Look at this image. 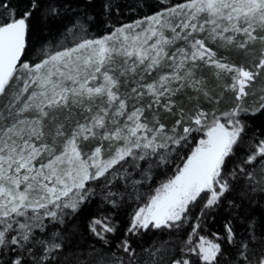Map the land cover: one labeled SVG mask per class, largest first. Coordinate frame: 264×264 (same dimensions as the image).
Segmentation results:
<instances>
[{
	"label": "snow or ice",
	"instance_id": "1",
	"mask_svg": "<svg viewBox=\"0 0 264 264\" xmlns=\"http://www.w3.org/2000/svg\"><path fill=\"white\" fill-rule=\"evenodd\" d=\"M0 8L5 9L0 13V96L14 80L21 79L18 73L24 74L23 87L0 109V245L17 246L31 254L33 249L27 245L33 241V229L43 231L45 217L62 222L65 209L75 211L89 194L86 182L105 177L114 166L127 163V157L138 166L137 161L168 149L170 144L180 145L193 132L202 131L203 138L176 174L135 212L128 232L150 225L170 226L169 222L180 221L202 194L207 195L205 208H209L230 190L228 181L222 179L223 165L244 131L236 117L249 111L243 107L249 94L246 88L264 70V48L253 71L218 59L207 41L242 50L257 41L264 44V0H182L101 38L87 39L73 32L74 46L54 53L45 47V58L35 64L22 62V56L27 47L28 21L33 10H39V0H31L28 10L19 16L3 0ZM56 11L49 10L53 14ZM202 15L206 17L203 21ZM201 33L207 35L198 38ZM238 36L244 39L238 42ZM178 41L183 46L175 47ZM201 64L214 68L217 79L222 74L231 78L232 83L224 88L235 94L238 103L221 116L214 115L210 123L207 114L197 110L188 117L195 127L185 126L183 135L169 136L159 119L161 108L175 114L174 97L187 89L212 98L205 79L196 75ZM153 73L156 75L151 82H145ZM122 79L124 86L129 82L135 86L122 93ZM25 93L28 95L22 99ZM146 98L149 102L143 106ZM149 110L153 111L151 120L144 115ZM179 115L177 126L185 116L183 107ZM175 130L174 126L173 133ZM90 142L95 145L85 151ZM258 157L264 172V140L246 163ZM248 175L252 178V173ZM96 225L104 232L114 231L101 220H93L91 230L101 239L103 234L97 232ZM225 230L232 242L231 225L226 224ZM57 235L53 234L51 242L39 240L36 244L44 247L46 255L60 250ZM123 247L129 250L127 241ZM196 249L201 261L215 264L221 245L201 236L191 251ZM245 249L243 245L241 256L246 259ZM14 264L23 262L17 259ZM259 264H264V257Z\"/></svg>",
	"mask_w": 264,
	"mask_h": 264
},
{
	"label": "trees",
	"instance_id": "2",
	"mask_svg": "<svg viewBox=\"0 0 264 264\" xmlns=\"http://www.w3.org/2000/svg\"><path fill=\"white\" fill-rule=\"evenodd\" d=\"M179 2L182 0H39V10H33L28 21L27 47L22 62L34 64L42 60L45 47L54 52L72 46L73 32L84 38L102 37L123 24L145 18L167 5ZM3 3L19 16L28 10L31 0H3ZM52 8L57 10L54 14L49 12ZM4 12L5 9L0 8V13ZM260 44L248 50L217 45L216 50L218 56L230 63L252 70V65L259 62ZM155 75L153 73V76L147 77L145 82H151ZM196 75L205 79L206 90L212 98H205L202 93L187 89L174 97L177 104L173 109L175 114H169L161 108L159 119L169 136L183 135L185 126L195 127L188 117L197 110L204 111L208 120L237 105L235 94L224 88L225 80L217 79L210 69L200 65ZM260 78L257 77L246 88L249 94L243 101V107L249 111L240 112L244 131L223 165V172L231 176L230 190L198 228L200 234L215 237L221 245L215 264H248L264 249V191L260 190L264 188V172L261 171V158L246 163L255 152L256 145L264 140V108H260L261 103H264L261 100L264 86ZM121 83L122 93L135 86L131 82L124 86L123 79ZM17 91L19 87L12 86L5 95L0 96V109L9 103L11 95ZM148 102L146 98L142 102L143 106ZM180 107H183L185 116L182 124L177 126ZM144 115L151 120L153 111H146ZM174 126L176 130L173 133ZM201 133H190L180 145L170 144L168 149H160L137 161L138 166L133 165L132 157H127V163L114 166L105 177L86 182L89 194L75 211L65 209L62 222L45 217L43 231L33 229V241L27 245L33 249L31 254L17 246L0 245V264H14L17 259H21L23 264H171L179 260L183 257L184 240L202 208L203 195L189 205L174 228H148L138 239L130 241L128 251L123 250L120 243L133 213L146 194L177 168ZM91 144L95 145V142L86 145L89 146L87 151L92 147ZM134 151L139 154V150ZM249 173H252V178H249ZM253 188L256 190L253 191ZM95 218L109 220L114 231L107 232L101 239L89 226ZM226 224L232 227V242L226 238ZM54 233L58 234L55 242L61 243L62 248L46 255L44 247L36 244V241L51 242ZM243 245H246V259L241 256ZM190 261L191 264H205L196 258Z\"/></svg>",
	"mask_w": 264,
	"mask_h": 264
},
{
	"label": "rangeland",
	"instance_id": "3",
	"mask_svg": "<svg viewBox=\"0 0 264 264\" xmlns=\"http://www.w3.org/2000/svg\"><path fill=\"white\" fill-rule=\"evenodd\" d=\"M169 6H171V5H167L166 7H169ZM161 10H162V9H161ZM161 10H160V11H161ZM160 11H158V12H160ZM156 13H157V12H156ZM156 13H153V14H151V15H149V16H152V15H154V14H156ZM149 16H147V17H149ZM145 18H146V17H145ZM145 18H142V19H139V20H136V21H143ZM200 19H201V21H203L204 19H206V17L202 15V16L200 17ZM136 21H133V22H130V23H127V24H133V23H135ZM127 24H123V25H127ZM123 25H121V26H123ZM121 26H119V27H121ZM143 27H147V25L144 24ZM112 32H113V31H112ZM112 32H111V33H112ZM108 35H109V34H108ZM168 35H171V33L169 32ZM206 35H207V33H201V34H199V37H198V38L203 39ZM102 37H104V36H102ZM98 38H101V37H98ZM87 39H97V38H87ZM243 39H244L243 36H238V37H237L238 42H239V41H242ZM260 43H261V42L257 41V42L255 43V45H249V48L252 47V46H256V45L259 46L258 44H260ZM217 45L222 46V43H221V42H212V41H210V40L207 41V46L210 47L214 52H216V55H217V50H216V46H217ZM260 45H262V46L260 47V50H261V48H264V44H260ZM72 46H74V44H73ZM72 46H69V47H72ZM181 46H183V42H182V41H178L177 44L175 45V47H181ZM175 47H174V48H171L169 51H170V52L175 51ZM222 47H223V48H230V49H234V48H235L234 50H236V48H237L235 45H233L234 48H232L231 46H228V47H224V46H222ZM60 50H62V49H60ZM238 50H242V49H239V48H238ZM54 52H55V51H54ZM54 52H53V53H54ZM253 52H254V51H253ZM44 58H45V57H44ZM217 58L219 59V58H223V57L217 55ZM259 58H260V53H258V60H259ZM40 61H41V60H40ZM40 61H38V62H40ZM225 61H226L227 63H229V64H232V63H230L229 61H227L226 59H225ZM38 62H36V63H38ZM34 64H35V63H34ZM201 65H203V64H201ZM203 66H204L205 68L210 69V71H211L213 74H214L215 71H216L214 68L207 67V66H205V65H203ZM252 66H253V65H252ZM249 70H250V69H249ZM252 70L254 71L255 69L253 68ZM18 75L21 77V79H20V80H14L13 83H12V86L19 87V89H20V88L23 87V78H24V74H23V73H18ZM258 77H261L260 80L263 82V86H264V70L261 71V74H260ZM221 78H222L223 81L225 80V83H226V84H231V83H232L231 78H230L229 76H224V75L222 74V77H221ZM221 78H220V79H221ZM251 85H252V84H251ZM246 91H247V89H246ZM27 95H28V93H25V94H24V97H23L22 99H26ZM237 103H238V102H237ZM234 108H235V107L229 109L228 111H230V110H232V109H234ZM130 110H131V109H129V111H130ZM228 111H227V112H228ZM216 116H221V114L216 115ZM212 119H213V117H212L211 119H208L207 122L210 123ZM236 119H239V120L241 121V123H242V120H241V118H240V113L238 114V116L236 117ZM221 122H225V120L222 118V119H221ZM242 124H243V123H242ZM201 138H203V132L201 133L200 137L196 140L195 144L192 146V148H191L190 152L187 154V156H186V157L180 162V164L177 166V168L174 169L171 173H169V174H168V175H167V176H166V177H165L160 183H158L154 188H152V189L146 194L145 199H144L143 202L137 207V209L135 210V212L138 211L139 208L144 207V206L148 203L149 197L155 193V190H156V189H157V188H158L163 182H166L168 179H170L172 176H174V175L176 174L177 170H178L180 167L183 166V162H184V161L187 159V157L191 154L192 150L197 146V143H198V141H199ZM89 144H90V143H89ZM91 145H92V147L94 146V144H91ZM88 147H89V146H85V151H87L86 149H88ZM92 147H91V148H92ZM105 147H107V144H105ZM91 148H90V149H91ZM222 179H223V180H227L228 183H229V185H230L231 176H230L229 174H227V173H225V172L222 171ZM202 195L204 196V200H203V203H202V208H201V210H200V212H199L197 218L195 219V221H194V223H193V225H192L191 230L189 231L187 237H186L185 240H184V243H183V257L179 259V260H188V261H189V264H191L190 259H192V258H193V259L196 258L200 263H203V261H201V260L199 259L198 255L196 254V253L199 251V249H196V252L191 251V249L195 248L196 245L200 242V237H201V236L205 237V238L208 239V240H211V241L217 243L215 237L213 238V237H207V236H204V235L200 234L199 231H198V228L201 226V224H202V222H203V219L206 217V215H207L211 210H213V209L216 207V205H215V206H212V207H209V208H205V203H206L207 195H206V194H202ZM135 212L133 213V215H132V217H131V219H130V222H131V220H132V218H133ZM182 216H183V214H182ZM93 220H101L104 224H107L109 227H111V224L109 223L110 221H109V220H106V219H104V218H95V219H92V220L90 221V223H89V226L92 224V221H93ZM130 222H129L128 226H127V229H126V232H125V234H124V237H123V239H122V241H121V243H120V247H121L123 250H124L123 244H124L125 241H127L128 246H130V241L135 240V239H138V238L142 235V233L146 230V229L141 228V229L136 230L135 232H131V233H130V232H128V228H129V226H130ZM178 223H179V221H175V222H171V221H170V222H169V225H170V226H162V227L165 228V229H172V228H174L175 226H177ZM197 226H198V227H197ZM149 228H154V227H152V226L150 225ZM194 228L196 229L195 232H193V229H194ZM90 229H91V227H90ZM96 230H97V232H101V233L103 234V237H104L105 234L107 233V232H104V231H103V228H102L101 225H96ZM93 233H94V232H93ZM262 257H264V249L258 254V256L256 257L255 260H252V261L249 262L248 264H259V260H260ZM175 261H177V260H175ZM171 264H174V262H172Z\"/></svg>",
	"mask_w": 264,
	"mask_h": 264
}]
</instances>
